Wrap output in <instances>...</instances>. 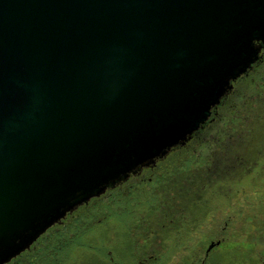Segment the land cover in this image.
I'll return each mask as SVG.
<instances>
[{
    "label": "water",
    "instance_id": "1",
    "mask_svg": "<svg viewBox=\"0 0 264 264\" xmlns=\"http://www.w3.org/2000/svg\"><path fill=\"white\" fill-rule=\"evenodd\" d=\"M263 48L264 0H0V264L185 144Z\"/></svg>",
    "mask_w": 264,
    "mask_h": 264
},
{
    "label": "flooded vegetation",
    "instance_id": "2",
    "mask_svg": "<svg viewBox=\"0 0 264 264\" xmlns=\"http://www.w3.org/2000/svg\"><path fill=\"white\" fill-rule=\"evenodd\" d=\"M7 264H264V48L185 144Z\"/></svg>",
    "mask_w": 264,
    "mask_h": 264
}]
</instances>
